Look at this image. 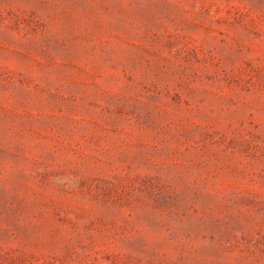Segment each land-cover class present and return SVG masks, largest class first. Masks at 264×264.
Masks as SVG:
<instances>
[{"label": "rangeland", "instance_id": "obj_1", "mask_svg": "<svg viewBox=\"0 0 264 264\" xmlns=\"http://www.w3.org/2000/svg\"><path fill=\"white\" fill-rule=\"evenodd\" d=\"M0 264H264V0H0Z\"/></svg>", "mask_w": 264, "mask_h": 264}]
</instances>
